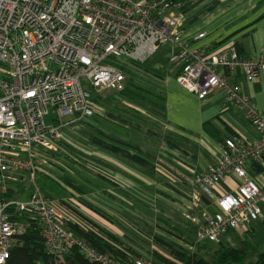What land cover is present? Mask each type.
<instances>
[{
	"label": "built area",
	"instance_id": "2783aa9c",
	"mask_svg": "<svg viewBox=\"0 0 264 264\" xmlns=\"http://www.w3.org/2000/svg\"><path fill=\"white\" fill-rule=\"evenodd\" d=\"M183 8L179 0H0V264L22 244L30 220L37 222L47 252L59 262L78 248L94 264H155L139 249L120 257L77 236L70 226L85 232L97 228L45 191L38 175L68 190L42 168L49 160L79 181L84 172H94L78 155H89L80 148L78 132L101 111L95 97L126 92L127 83L136 82L131 63L145 64L165 45L174 46L170 62L180 68L177 81L186 91L200 101L222 94L228 105L243 107L263 134L253 141L227 138L217 163L194 176L183 212L193 240L220 244L231 232L263 218L264 191L248 166L264 161V118L220 71L240 70L248 83H255L264 72V56L244 58L232 44L212 52L193 47L183 29ZM49 107L56 108V125L46 124ZM65 149L74 150L72 161L64 160ZM230 175L239 180L237 191L215 197L216 187ZM75 199L64 201L82 208Z\"/></svg>",
	"mask_w": 264,
	"mask_h": 264
},
{
	"label": "crops",
	"instance_id": "0c3cea01",
	"mask_svg": "<svg viewBox=\"0 0 264 264\" xmlns=\"http://www.w3.org/2000/svg\"><path fill=\"white\" fill-rule=\"evenodd\" d=\"M179 1L185 4L179 13L193 47L212 52L232 44L244 58L264 56V0ZM202 33L204 38L195 40ZM173 52V45H165L142 67L136 66L138 91L128 94L129 99L114 91L98 96L101 111L79 129L80 148H87L89 155L80 151L78 155L95 169L90 182H75L74 189L95 207L103 203L121 212L124 205H116L114 195L127 204L138 201L139 195L140 204L145 200L167 204L171 212L162 214L189 233L192 228L183 212L194 176L217 163L227 138L240 135L253 141L263 134L243 107L228 105L222 94L200 101L186 91L177 81L180 68L170 62ZM220 74L240 88L264 118V72L255 83H248L240 70ZM135 96L137 106L131 102ZM117 103L125 107L120 110ZM248 171L264 191V161L249 164ZM239 184L235 176L226 177L216 187L215 197L236 192ZM204 205L214 208L211 200H204ZM260 205L263 218L225 236L223 245L253 253L264 250V199Z\"/></svg>",
	"mask_w": 264,
	"mask_h": 264
},
{
	"label": "rangeland",
	"instance_id": "374dc122",
	"mask_svg": "<svg viewBox=\"0 0 264 264\" xmlns=\"http://www.w3.org/2000/svg\"><path fill=\"white\" fill-rule=\"evenodd\" d=\"M131 65L133 67L135 66L142 67V64H137L133 62L131 63ZM136 87L137 85L134 83H127L128 90L125 93H123L121 96L125 99H129L128 94L132 96L134 92L138 91ZM137 97L138 96H135L134 98H132V101L130 100L132 104H134L135 106H137V103H140L137 101L139 99ZM116 106L120 110L123 107H125L124 105L118 103ZM127 108L131 109L130 107ZM48 109H49V116L46 117V124L56 125L57 123L56 108L49 107ZM117 112L119 113V111ZM78 135L80 136V132H78ZM79 138H81V136ZM76 139H78V137H76ZM64 151L66 152L64 156V160L72 161L70 158L74 156L73 155L74 150L65 149ZM67 154L70 155V157ZM64 160H62V163H65ZM42 168L47 172L56 175L57 177L61 176L62 180L61 179L60 180L64 183L65 186L68 187V190L64 189L65 195L63 197L61 198L57 197L60 201L63 199L62 200L63 206L67 207L73 213L77 214V216H79L81 219L87 220L88 222L91 221L89 223L94 228H99L100 229L99 232H101L102 230L108 233H112L115 236L119 237L121 242L123 243L122 245L123 247H131V248H135L136 250L139 249L140 252H144L145 254H148L153 259H155L156 254H158L159 256H162L168 259L169 261L175 263L174 260L176 259L174 258V256L170 251V246L172 247L174 246V248L182 246L181 245L182 241L183 243L187 242L185 239L187 238L185 234H188L189 235L188 237L192 239L194 238L193 233L191 232L186 233L184 232L185 230L182 231L181 229H178L177 227H175L176 225L174 221H169L162 214L163 210L168 211V209H170L169 212H171V207L168 206L167 204L159 205L147 200H145V203L142 202L140 204V195L138 196L139 198L138 201L136 200L130 204H127L124 201L122 203L119 199H116L114 195V197L112 196V198L116 202V205L118 206L119 204L124 205V207H122L123 212L117 210L115 207L104 205L103 203H100L98 204L99 206L97 205L98 207H95L94 205L88 203L87 201L85 200L83 201V198L79 195L78 191H75L74 189L77 187L74 185L75 182L76 183L78 182L80 184L82 182V179L84 180V182H86L84 183V185L87 184L88 183L87 179H90L89 174L92 172L90 171L87 172L86 171L87 169H85L86 172L83 173L85 177L83 176L84 178H81V180L79 181L74 175L65 172L64 168L61 165L54 164L50 160H49V164L44 165ZM63 172L65 173L64 175ZM74 196L77 198L75 200L82 206V208L78 209L77 206L64 201L73 198ZM182 233L183 236L185 237L184 239L179 237ZM260 239L261 236H259L257 241L255 242L256 245L259 244ZM206 244L211 245V243H206ZM252 245L254 246V244ZM260 251H258L257 253H253V251L249 250L248 260L249 261L255 260Z\"/></svg>",
	"mask_w": 264,
	"mask_h": 264
},
{
	"label": "trees",
	"instance_id": "16d2710c",
	"mask_svg": "<svg viewBox=\"0 0 264 264\" xmlns=\"http://www.w3.org/2000/svg\"><path fill=\"white\" fill-rule=\"evenodd\" d=\"M95 100L96 102L98 101V96L95 97ZM38 184L56 198H61L65 195V190L62 187L44 175L38 176ZM28 222V228L21 239L22 244L13 249L6 264H94L88 262L78 248H74L64 261H57L47 252V245L37 222L32 220ZM70 228L77 236L100 251L120 257H126L127 252L129 254L137 253L131 247L124 250L123 243L119 237L106 231L101 230L99 232V228L96 231L92 230L89 232H85L77 226H70ZM179 237L185 238L183 233ZM186 237L187 242L185 243L194 246V250L189 251L183 246L175 248L170 246V251L176 259L174 260L176 264H264V250L258 253L255 260L249 261L248 251L244 247L233 248L222 243H211V245L206 243L196 244L192 238ZM153 260L155 264H175L158 254Z\"/></svg>",
	"mask_w": 264,
	"mask_h": 264
}]
</instances>
